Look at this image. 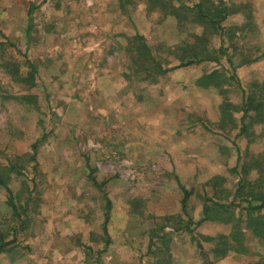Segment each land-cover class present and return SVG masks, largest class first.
Here are the masks:
<instances>
[{"label": "rangeland", "instance_id": "1", "mask_svg": "<svg viewBox=\"0 0 264 264\" xmlns=\"http://www.w3.org/2000/svg\"><path fill=\"white\" fill-rule=\"evenodd\" d=\"M234 1L240 12L223 25H243L247 16L251 22L226 36L228 56L240 63L264 55V22L256 19L252 3ZM189 21L179 23L151 0H0L5 253L31 252L34 240L39 254L53 256L48 264L211 263L217 243L203 236L229 234L232 225H197L192 215L197 202L232 201L243 166L247 178H264V144L239 147L233 133L239 122L226 106L243 97L238 84L200 88L197 83L199 73L215 63L229 67L227 55L174 68L157 79L138 68L137 56L139 62V56L148 58L139 52L144 46L137 35L151 58L169 68L180 63L176 56L183 41L192 42L194 33L203 31ZM220 45V36H213L209 47ZM33 68L35 83L20 80ZM253 80L242 86L245 91ZM25 95L34 103L19 98ZM162 113L170 116L168 126H155L163 124ZM246 134L248 140L256 133ZM215 173L225 178L217 188L208 184ZM182 186L192 192L185 206ZM107 197L108 234L103 229ZM239 202L233 212L244 227L248 203L241 197ZM244 232L247 252L228 253L226 264H264V245Z\"/></svg>", "mask_w": 264, "mask_h": 264}, {"label": "trees", "instance_id": "2", "mask_svg": "<svg viewBox=\"0 0 264 264\" xmlns=\"http://www.w3.org/2000/svg\"><path fill=\"white\" fill-rule=\"evenodd\" d=\"M153 4L163 9H169V14L175 16L179 23H184L186 21H190L192 23H199L203 26V31L200 34L194 33L192 36L193 41L184 40L182 44V52L179 56H176V59L180 61L179 64L171 66L169 68H164L161 64L152 59L149 53L148 45L144 44L143 36L137 35V38L142 41V45L144 47H139V52L141 55L146 56L148 59L139 56L141 58V62L137 56L135 61L138 63L139 69H149L148 77H153L155 79L158 76L165 74L171 71L174 68L180 66L192 65L195 63H200L204 61H218L217 55H227L228 61L231 64L232 69H234V63L229 55L228 49L225 48L224 44L226 42V36L232 38L237 30L248 27L251 25L249 21L250 17H246L247 22L243 25H233L229 28L225 27L223 23L229 18L230 15L240 12L236 7L234 2L230 0H193L192 4H186V2L182 0H151ZM177 2L178 4H175ZM30 16H32V10L30 11ZM32 19V17H31ZM32 21V20H31ZM219 35L221 38V45L218 50H214L209 47V43L211 42V38L213 36ZM215 52V53H212ZM149 55V56H148ZM261 56H255L253 58H242L240 61V65L247 64L258 60ZM152 63L149 66L150 62ZM228 73V74H227ZM35 69L31 74L27 76H22L20 80L24 82L34 81L35 78ZM228 81L234 82L238 84L243 93V104L241 106H237L232 104L231 102L226 104L227 107L232 108L234 111H243L244 116L246 117L249 112H255V116L253 117L255 122H263L264 121V82H253L251 83V90L245 91L242 87L240 80L238 79L235 73H232L231 70H226L224 66L215 69L209 73L201 76L197 83L200 87L206 88L207 86H211L214 88H221L223 83ZM31 83H35L31 82ZM20 99H25L26 103L31 102V97L29 95L20 96ZM34 103V102H33ZM245 126L241 127V133L244 132ZM36 156L33 155L32 160H35ZM245 169V170H244ZM8 169L7 171H10ZM248 172V169L243 166V170L239 172L240 179L237 190L234 192L232 201L229 202H218L216 198L205 197L203 199L204 202V218L200 220L198 223H202L204 221H221L223 223H231L232 230L229 234H219L218 236H210L204 235L205 240L212 242L216 241L217 245L213 248L212 254L216 258L226 256L230 251H235L237 253H246L248 246L247 240L245 236V230L250 231L254 237L260 239L261 243L264 245V178H256L254 180L247 178L245 175ZM225 178L223 176H215L211 180H209L208 184H210L213 188H217L218 185L222 184V181ZM93 183L96 184V178H92ZM3 186L7 187L8 191H11L7 186V183L1 182ZM5 183V184H4ZM106 182H102L99 186L104 185ZM184 191V197L182 200L183 206H185L188 198L192 194L191 191H188L184 186H182ZM241 197V201L247 202V206H242L243 209L247 211V220L245 221V226H242V222L240 218H236L233 212V207H240L242 202L238 204L235 203L237 199ZM11 200L10 204L12 207H15V203L12 200V196H10ZM107 202V211L105 213V219L103 222V229L106 234H108V222L110 219V212L112 208L111 199L106 198ZM226 214V216H223ZM197 223V225H199ZM245 228V230H244ZM190 231V230H189ZM6 241L5 236L3 235L0 238V253L8 250V242ZM256 264H260L257 262Z\"/></svg>", "mask_w": 264, "mask_h": 264}, {"label": "crops", "instance_id": "3", "mask_svg": "<svg viewBox=\"0 0 264 264\" xmlns=\"http://www.w3.org/2000/svg\"><path fill=\"white\" fill-rule=\"evenodd\" d=\"M241 1L252 3L253 7L255 6L257 8V10H255V12H254L256 19L263 20V22H264V0H241ZM232 15H234V14H232ZM232 15H230V16H232ZM262 30L264 31V27L262 28ZM233 63H234V67H235L234 69H232L230 63H229V67H227L225 65H222L221 61H220V63H215L217 66H215L211 71L224 66L227 70H231L232 73H235L237 75L242 86L244 84L245 85L248 84L249 81L252 80L253 78L257 79V80H253L252 83L253 82H259L260 80H262L264 78V55H262L258 60L251 62V63L242 64V65H240V63H235V62H233ZM201 65L204 66V64H201ZM211 71L210 70L205 71V69H204L199 73L198 77L200 78L204 74L209 73ZM261 83H263V82H261ZM200 88H202V87H200ZM118 96H119V94H118ZM243 100H244V97H242L240 100H235L233 102L231 101V103L234 105H237V106H241L243 104ZM254 116H255V112H253V111L249 112L246 117L244 116L243 111H241V110L234 111V117L239 122V124L237 126H240V128L238 131H235L233 133L235 134V137H238L239 138L238 140L241 141V143L238 141L240 143L239 147H242V145H244L246 142H248V144L253 143V144H255V146H257V144H258V142H260V140H262V143L264 144V121L263 122H255L253 119ZM158 118L163 120V124L160 122L157 125L155 124V126H168V122L170 120V116L168 114H163V113L159 114ZM214 121L215 122L219 121V118L217 120L215 119ZM218 126H219V123H218ZM242 126H245V130H244V132L241 133V127ZM235 128H237V127H235ZM249 129L251 131H255L256 134H253L254 138L247 140V134L246 133ZM159 140H160V138H159ZM232 161L233 160H231V162H230L231 164H232ZM215 176H221V174L215 173L212 177H210V179L214 178ZM179 195H181V194H179ZM200 200H199V202H197V205L199 204V206H197L195 208V210L192 214L193 215V221H195L196 224L204 218V202L202 201L203 199L201 201ZM206 222L207 221H204V222H202L200 224L198 223V224L203 225ZM31 243L34 244V245H30L32 248L31 252H26V254L22 253L23 255H15V254H18V252L15 253L14 255L12 252H11V254L4 252V253H2L3 255L0 256L1 260L4 259L6 264H48V263H54V262H51L49 260V258H51L53 256L47 257L42 252H40V254H39L38 253L39 248H38L37 243L34 240ZM230 252H232V251H230ZM234 253H236L235 255H238L241 257H242V255H244L243 253H237L235 251H234ZM229 255L230 254H227V256H229ZM227 256H225V257H227ZM177 257L178 258L181 257V255H179V252H178ZM221 259H217L214 256L213 258H211L210 264H222V263L226 264V262H225L226 258H224L222 260ZM179 262H180V260H179ZM220 262H222V263H220ZM191 263L194 264V262H191Z\"/></svg>", "mask_w": 264, "mask_h": 264}]
</instances>
